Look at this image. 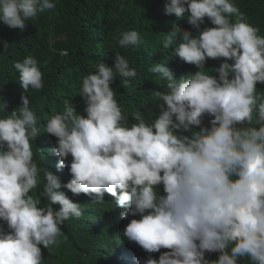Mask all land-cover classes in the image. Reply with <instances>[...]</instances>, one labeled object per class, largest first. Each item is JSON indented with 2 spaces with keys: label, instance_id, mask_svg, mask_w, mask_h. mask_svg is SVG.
<instances>
[{
  "label": "clouds",
  "instance_id": "obj_1",
  "mask_svg": "<svg viewBox=\"0 0 264 264\" xmlns=\"http://www.w3.org/2000/svg\"><path fill=\"white\" fill-rule=\"evenodd\" d=\"M55 6L0 0V22L23 31ZM164 12L197 30L205 18L214 25L194 36L173 24L164 34V50L199 70L177 79L165 63L151 65L166 81L150 91L159 113L149 122L137 112L130 122L111 84L118 74L127 89L137 71L119 52L114 68L98 61L78 95L86 115L65 100L46 119L44 133L57 138L49 169L34 162L31 142L41 132L26 95L43 88L42 72L32 56L14 63L23 94L10 113L0 105L8 113L0 118V264H44L40 245L50 251L65 221L83 215L68 192L95 205L109 194L118 264H264V36L232 0H166ZM141 43L135 30L119 34L121 48ZM221 58L209 75L207 60Z\"/></svg>",
  "mask_w": 264,
  "mask_h": 264
},
{
  "label": "trees",
  "instance_id": "obj_2",
  "mask_svg": "<svg viewBox=\"0 0 264 264\" xmlns=\"http://www.w3.org/2000/svg\"><path fill=\"white\" fill-rule=\"evenodd\" d=\"M55 8L38 13L29 19L26 28L11 29L0 22V105L7 104V111L22 106L23 89L19 84V73L14 68L15 62H22L27 56L38 61L42 72L43 88H29L26 95L30 107L38 117L41 135L33 140L34 162L49 169L55 164L54 154L49 150L56 145L57 138L44 133L51 113L63 110L64 101L71 100L76 110L84 113L85 103L78 96L84 76L95 71L98 61H104L109 67L115 65L116 52L126 56L130 67L137 71L131 86H120V77L111 84L117 93V100L123 113L131 120L137 113H142L151 122L159 101L150 94L152 90L163 91V74L148 71L151 65L162 62L179 78H189L190 73L198 71L194 65L186 64L171 56V49L164 50V34L173 30V24L190 30L195 36L198 31L214 27L205 18L201 29L192 28L186 19L175 15H166V0H53ZM234 5L244 13L247 22L259 29L258 35L264 36V0H232ZM235 18L233 17V20ZM135 30L142 43L139 48H121L118 44L122 31ZM7 42V49L4 43ZM223 62L208 59L205 69L209 75H215V69ZM264 84H257V95L264 94ZM8 113L0 107V118ZM86 115V114H85ZM255 116V114H254ZM199 130V129H195ZM190 135V133H183ZM63 183L69 180L59 174ZM42 174L38 177V187L32 195H38L42 187ZM67 191L66 189H63ZM73 202L81 204L83 215L70 218L62 227L58 245L51 250L42 249L44 264H118L115 253L119 247L114 243L119 236L116 229L113 208L109 206L108 195L105 204L95 205L84 194L79 196L67 193ZM46 202L42 200L41 206ZM58 209L59 205H54ZM116 229V230H115ZM150 254H146V259Z\"/></svg>",
  "mask_w": 264,
  "mask_h": 264
}]
</instances>
